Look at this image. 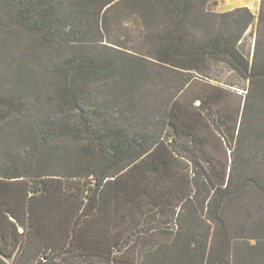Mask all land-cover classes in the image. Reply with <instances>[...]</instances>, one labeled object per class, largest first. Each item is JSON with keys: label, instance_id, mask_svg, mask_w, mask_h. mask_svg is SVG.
Returning a JSON list of instances; mask_svg holds the SVG:
<instances>
[{"label": "trees", "instance_id": "trees-1", "mask_svg": "<svg viewBox=\"0 0 264 264\" xmlns=\"http://www.w3.org/2000/svg\"><path fill=\"white\" fill-rule=\"evenodd\" d=\"M217 4L0 0V264H264V0Z\"/></svg>", "mask_w": 264, "mask_h": 264}, {"label": "rangeland", "instance_id": "rangeland-1", "mask_svg": "<svg viewBox=\"0 0 264 264\" xmlns=\"http://www.w3.org/2000/svg\"><path fill=\"white\" fill-rule=\"evenodd\" d=\"M219 5H220V0H218V4L215 6H212L211 9L217 13H223V12L219 11ZM260 5H261V2H260ZM260 5H259V8L255 11H253L251 9L250 10L254 14L258 15L260 12V8H261ZM257 26H258V23H257V19H256L255 22L253 23V25L246 32L245 38L243 40V46H244L245 52L246 53L250 52L251 55H253L256 39L258 36ZM128 27L131 28V32L128 34L124 31L122 34V37L124 39L136 38V35L139 34V28L136 25V23L131 22L128 25ZM215 73H216V78L219 79V81L221 83L226 82V81H233V82L237 83L236 86L238 87L237 90L239 91V93L240 94L244 93V90H243L244 87L243 86L244 85L246 86L247 83L241 81V79L238 78V76L236 74L232 73L227 67L225 68L223 65H218L215 68ZM196 104H199V103H196ZM228 157H230V152H228ZM251 200L253 202L256 201L254 204L258 205V202H259L260 205L264 206V201H262L260 198H257L256 195H253ZM256 209H258V208H256ZM258 211H262V210L259 209ZM238 221L239 222L243 221V217H240Z\"/></svg>", "mask_w": 264, "mask_h": 264}, {"label": "crops", "instance_id": "crops-1", "mask_svg": "<svg viewBox=\"0 0 264 264\" xmlns=\"http://www.w3.org/2000/svg\"><path fill=\"white\" fill-rule=\"evenodd\" d=\"M261 0H220L219 11L227 12L240 7H247L253 11L259 8Z\"/></svg>", "mask_w": 264, "mask_h": 264}]
</instances>
